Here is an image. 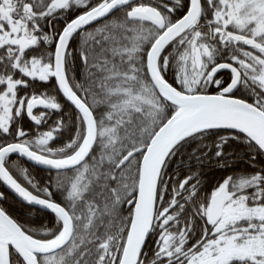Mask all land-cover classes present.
<instances>
[{
  "label": "snow or ice",
  "instance_id": "obj_1",
  "mask_svg": "<svg viewBox=\"0 0 264 264\" xmlns=\"http://www.w3.org/2000/svg\"><path fill=\"white\" fill-rule=\"evenodd\" d=\"M0 181V264H264V0H0Z\"/></svg>",
  "mask_w": 264,
  "mask_h": 264
},
{
  "label": "trees",
  "instance_id": "obj_2",
  "mask_svg": "<svg viewBox=\"0 0 264 264\" xmlns=\"http://www.w3.org/2000/svg\"><path fill=\"white\" fill-rule=\"evenodd\" d=\"M75 14H79V13L78 12L74 13L72 18H74ZM118 14L119 13H117V15ZM54 23H55L57 28H62L64 21L62 19H60V20H55ZM64 111L69 112V115H71V113H72V110L67 108V107L64 108ZM56 119H57V115L54 114L51 117V119L49 120V124H51ZM29 125H30V122H29V124H25V128H29ZM46 127L47 126L42 128V130H45ZM70 135H71V132L69 130H65L63 135L56 140V145L63 144V142L66 141ZM11 159L16 160L17 157L12 156ZM22 163H24L25 166L31 170L32 174L38 179V181L40 183H43L45 181V179L48 176V170H44V169H40L38 167H35V166L29 164L28 162H26L24 160H22ZM240 166L241 167H248V165L244 161L240 162ZM206 171H208V170L206 169ZM228 173H229V170L214 167L210 172L209 179H217L218 180L221 177L226 176ZM0 192H3L8 197V199L6 201L0 203V206L8 208L10 211H12L13 215L18 216L22 221H25V222H27L29 224H33V225H40V224H43V223L51 220V216H52L51 213L39 210L35 207L31 211H29V209L27 207H25L22 202L18 201L8 191H6L3 188V186L1 185V183H0Z\"/></svg>",
  "mask_w": 264,
  "mask_h": 264
},
{
  "label": "water",
  "instance_id": "obj_3",
  "mask_svg": "<svg viewBox=\"0 0 264 264\" xmlns=\"http://www.w3.org/2000/svg\"><path fill=\"white\" fill-rule=\"evenodd\" d=\"M12 156L17 157L16 154H13ZM24 161H26V160H24ZM26 162H27V161H26ZM28 163L31 164V165H33V166H35V167H38V168H40V169L47 170V169L43 168L42 166L34 165V164H32L31 162H28ZM0 183H1V185L3 186V188H4L6 191H8V192H9L14 198H16L18 201L22 202L21 199H20V198L14 193V192H12V191H11L6 185L3 184L2 181H0ZM35 208L50 213L49 211H47V210H45V209H42V208H40L39 206H35Z\"/></svg>",
  "mask_w": 264,
  "mask_h": 264
}]
</instances>
